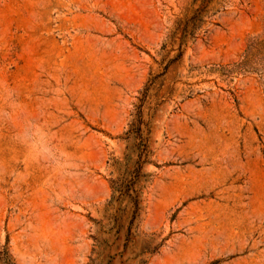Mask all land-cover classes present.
<instances>
[{
    "label": "rangeland",
    "instance_id": "rangeland-1",
    "mask_svg": "<svg viewBox=\"0 0 264 264\" xmlns=\"http://www.w3.org/2000/svg\"><path fill=\"white\" fill-rule=\"evenodd\" d=\"M0 264H264V0H0Z\"/></svg>",
    "mask_w": 264,
    "mask_h": 264
}]
</instances>
